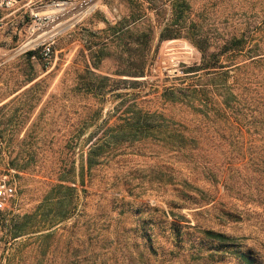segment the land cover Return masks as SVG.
<instances>
[{
  "label": "rangeland",
  "instance_id": "obj_1",
  "mask_svg": "<svg viewBox=\"0 0 264 264\" xmlns=\"http://www.w3.org/2000/svg\"><path fill=\"white\" fill-rule=\"evenodd\" d=\"M86 3L92 9L69 29L30 42L31 9L50 16ZM263 21L264 0H33L1 12L0 168L19 174L13 209L0 214V264H86V257L90 264H197L201 230L249 246L263 238L250 205L226 196L205 204L201 166L159 143H122L87 168L90 140L130 116L134 102L194 122L197 115L161 97L179 85L184 66L200 62L196 42ZM45 44L50 59L28 56ZM229 211L241 220L223 215ZM16 225L27 232L14 237ZM199 263L240 264L234 257Z\"/></svg>",
  "mask_w": 264,
  "mask_h": 264
},
{
  "label": "trees",
  "instance_id": "obj_2",
  "mask_svg": "<svg viewBox=\"0 0 264 264\" xmlns=\"http://www.w3.org/2000/svg\"><path fill=\"white\" fill-rule=\"evenodd\" d=\"M165 31L169 32V27ZM165 31L164 38H170ZM195 45L201 53L200 62L184 66L179 85L169 87L161 97L166 103L181 105L197 115L189 124L194 128L134 102L130 116L102 129L101 137L90 140L93 143L87 168L91 171L101 165L106 154L122 143L161 144L172 157L204 170L208 186L202 191L205 204L226 196L250 205V210L258 215L257 226L263 238L251 246L219 230H201L200 241L193 246L196 253L192 254L197 264L204 259L220 262L230 257L240 264H264V21L259 26L235 29L221 40L202 38ZM43 48L29 51L28 56L40 57ZM133 76L142 77L143 73ZM220 150L223 157L217 159L216 152ZM184 184L189 186L186 181ZM60 187L76 192L71 187ZM73 212L71 208L69 216ZM223 215H238L241 220V214L231 211ZM15 228L14 237L27 232L25 227ZM85 262L90 264V257Z\"/></svg>",
  "mask_w": 264,
  "mask_h": 264
},
{
  "label": "built area",
  "instance_id": "obj_3",
  "mask_svg": "<svg viewBox=\"0 0 264 264\" xmlns=\"http://www.w3.org/2000/svg\"><path fill=\"white\" fill-rule=\"evenodd\" d=\"M33 0H0V13L12 12L16 13L23 9L25 6L32 4ZM25 5V6H23ZM31 15L33 17V25L31 27V33L38 35L42 30H46L52 23V17L46 14H42L35 9H31ZM42 56L45 60H48L52 56V45H42ZM19 174L18 170L10 167L5 169L0 168V214L2 212L11 211L13 209V201L18 194V183L16 175Z\"/></svg>",
  "mask_w": 264,
  "mask_h": 264
},
{
  "label": "bare ground",
  "instance_id": "obj_4",
  "mask_svg": "<svg viewBox=\"0 0 264 264\" xmlns=\"http://www.w3.org/2000/svg\"><path fill=\"white\" fill-rule=\"evenodd\" d=\"M91 9L92 6L87 5L86 3L76 7L75 9L69 8L62 10H51L50 13H52L51 16H53L52 23L46 30H42V32H40L38 35H35L36 37L34 40H30V42H44L52 38L54 35L66 31L80 15L89 12Z\"/></svg>",
  "mask_w": 264,
  "mask_h": 264
}]
</instances>
